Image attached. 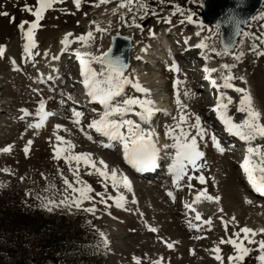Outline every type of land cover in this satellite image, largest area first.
Segmentation results:
<instances>
[{
	"label": "rangeland",
	"instance_id": "1",
	"mask_svg": "<svg viewBox=\"0 0 264 264\" xmlns=\"http://www.w3.org/2000/svg\"><path fill=\"white\" fill-rule=\"evenodd\" d=\"M29 1H31L29 7L34 9L35 0ZM202 1L140 0L141 3L147 5V14L141 15L144 10L137 9L136 0L133 2L132 13L127 12V6L119 7L122 0H107L106 3L102 0H80L79 8L76 7L73 0H60L54 4L52 9L45 11L44 18L40 21L42 27L35 31L36 42L41 44L34 52L36 55L32 58L35 59L25 58L23 61L20 47L21 32L17 25L22 19L31 15L28 11L22 10L24 5L29 3L28 1L23 3L20 0H0V11H7L15 17V20L10 23L8 17L0 16V44L5 46L3 55H0V101L7 103L3 104L0 109V148L12 145L9 152H0V206H5L7 214L10 215H23V213L24 215H44L56 220H60V216L66 215L71 227L85 219L86 226L77 234L85 241L93 240L94 245L86 251L84 262L77 261L78 264H137L133 257L139 258V264H152L153 261H160V264H221V261L215 259L214 249L216 247L220 248L219 254L223 264H261L257 259L260 251L256 243L249 244L247 239H243L245 234L242 232L239 237H233V233L239 232L240 228L249 227L256 231V235L252 237L254 241L264 239V232L258 231L264 229V199L245 190L238 165L240 159L238 160L233 150L230 151L227 146L226 153L214 150L215 152L209 151L206 155L204 152V156L199 158L201 161L197 167L193 169L192 166L191 168V174L204 176V180L206 179L204 183H200L196 177L192 178L189 183L186 178L184 179L187 180L186 187H178L172 183V177L168 173L167 168L175 149L172 147L173 136H170L171 134L166 136V133L170 128L174 130L175 135L178 136L180 133L177 123H179L181 110L177 106V99L182 105L187 106L183 111L189 115L190 123L194 122V117L191 114L199 115L202 126L210 130V134L217 132L212 127L215 123H209L211 121L207 120L205 113V107H208L210 103V100L207 103L205 100L207 101L208 95L210 96V93H214V91L208 89L205 84L206 80L204 82V78L202 79L204 73L200 68V60L203 61V55L196 49L190 51L191 55L185 54L186 56L176 57L180 64L177 73L171 67L172 62L168 66L161 64L162 75L167 80L169 94L167 103L171 109L168 113L159 116L153 127L159 130L168 143L171 157L169 160V155H164L165 159H161L162 168L158 178L142 179L131 173L137 182L134 181V187L130 191L125 189L122 184L114 189L110 180L107 181L106 195L113 199H109L107 205L97 203L98 210L95 215L75 209L69 212L63 208H55L49 212L46 208L41 207V200L37 198L39 195L59 201L65 195H71L70 189L67 193L65 192L67 185L63 183L64 178H67L70 183H74L73 171L70 170L69 163L65 161V155L81 152L91 153L92 159L97 163L103 160L109 171L117 169L118 174L123 173L124 176H129L119 159L120 155L117 150L105 148L92 129H88V132L91 130V140L83 136L81 128L86 130L83 126L90 123L92 117L83 116L81 120L83 126L81 128L74 126V123L71 124L68 120L67 115L70 112H64L67 108L62 106L61 110L57 102L59 98L62 99L60 94L63 92H54L57 88L56 85L43 87V90L38 87L40 73H46L50 69V65L47 64L48 60L42 57L44 48L51 46L52 53H55L60 41L63 40L64 32L67 30L85 31L87 22L98 18L105 8L104 4L111 9L110 14L108 13L109 16L113 9L117 11L113 25L107 29L106 35H109H105L109 43L111 32L132 33L130 27L133 26V15H135L136 24L141 26V36H138V30L133 33L136 36V42L140 39L141 42L151 43L150 41L156 39V35L162 29H167L168 37L171 35L169 39L173 40L183 39L184 35L196 33L198 30L196 23L185 20L181 11L185 14L191 12L193 20L202 24L199 30H203L205 35L213 39L219 36V30H216V25L200 20ZM87 13H91V16L84 20L83 16ZM121 13L124 14L123 19H121ZM165 18L169 22L166 23ZM150 29L155 35L149 34ZM243 33L248 34L241 36L247 45L243 49L242 58L235 61L233 68L245 77L247 75L246 78L249 79L253 88V95L257 103L256 110L261 113V123H264V6ZM240 48L237 45L236 55L241 51ZM258 52L261 54L257 55ZM214 58L215 62L221 61L218 56ZM13 59L16 60L19 70L13 67ZM230 62L234 61L230 60ZM137 63L134 62L135 68L138 67ZM189 64L195 65L196 71L186 70L185 68ZM139 66L137 69L141 74H152L153 69L148 64L147 67L144 64ZM141 68L143 69L141 70ZM177 81L179 82L177 83ZM234 83L240 84L237 80ZM33 89L37 91L34 92ZM130 96L144 98L142 93L137 92L131 84H128V97ZM41 99L50 101V108L54 113L57 112L55 121L64 126L63 129L57 128L51 122L47 124L48 126L44 125L42 130L36 134L33 127H28L29 121L34 116L25 117L21 109H28L29 113L33 114ZM235 111L233 110L234 116L238 115ZM58 112L61 116L58 115ZM173 117H176L175 121ZM195 134L196 130L191 129L189 135ZM57 135L64 137V140L57 141ZM206 139L210 148L212 145L210 137L207 136ZM28 140H31L32 144L29 146L26 157L23 148ZM197 141L199 146L207 145L205 139L201 141L198 138ZM69 142L72 145L71 148H69ZM257 144L264 148V138L257 140ZM57 148L61 150L59 158L55 157L54 150ZM236 154L238 155V151ZM71 167L76 168L75 161L71 162ZM5 168L10 171H3ZM190 172L188 170V173ZM79 173L80 178L93 189L92 195H95L96 192H105L104 183H102L104 178L94 170L89 171L86 166L81 164ZM189 184L192 185L191 188L188 187ZM165 189L175 192V199H169ZM201 190H206L209 195L220 198L216 202L218 209H222V212L218 213L215 208H200L202 221H194L193 218L186 219L181 215L183 204L190 202L193 194ZM26 192L29 195L26 196ZM120 195H123L125 200L123 208L116 207L114 202V199ZM247 197L248 199L250 197L254 204L248 205L245 201ZM96 199L99 200V197ZM89 205L90 202H84L85 207ZM0 211H3L2 207ZM204 211L206 213L202 214ZM0 215L3 214L0 213ZM190 215L194 216L193 213ZM209 218L210 224H205L204 221ZM222 219L228 221L227 230H225ZM89 221L90 223H88ZM190 223L199 224L200 228L194 230L195 227H190ZM151 228H156L157 231L153 232ZM100 232L105 234L104 238L100 237ZM248 235L251 237V234ZM229 237L237 239L238 242H242L245 247L250 249L243 261L235 260L236 251L231 244L221 243V240H227ZM105 239L107 244L104 243ZM167 243H172L173 247L168 248ZM97 245H99L98 249ZM229 256L233 257L231 262L228 260ZM0 262L6 263L3 253H0Z\"/></svg>",
	"mask_w": 264,
	"mask_h": 264
},
{
	"label": "snow or ice",
	"instance_id": "2",
	"mask_svg": "<svg viewBox=\"0 0 264 264\" xmlns=\"http://www.w3.org/2000/svg\"><path fill=\"white\" fill-rule=\"evenodd\" d=\"M59 2V0H36V6L33 9L29 7L27 4L24 5L22 10L28 11L34 19L31 21L22 20L17 25L18 28L24 35L25 43H24V54L28 59H31L35 53L32 51L36 48V41L34 39L35 31L42 27L40 21L44 18L45 11L48 9H52L54 4ZM102 2H107V0H102ZM133 2L134 0H122L119 7L124 8L127 6L128 11H133ZM73 3L77 8L80 6V0H73ZM136 7L138 10H144L141 12V15L147 14V5L141 3L140 0H136ZM116 9H113L115 12ZM155 14V13H153ZM123 13H121V19H123ZM181 15L184 16V19L190 23H197V21L193 20V14L188 12L185 14L181 11ZM0 16H6L9 18V22H13L15 17L12 16L7 11H0ZM165 22H169L167 18H165ZM230 23L235 28V36L238 37L241 35L240 32V24L245 23L239 19L238 15L234 10H229V13L221 20L217 22L216 30L218 31L221 28L222 23ZM93 23H96L93 21ZM25 25L27 27L25 28ZM132 25L140 28L139 24H136L135 15L132 17ZM131 26V25H130ZM97 30L100 32H104L105 29L101 28L99 24H97ZM211 31V29H210ZM150 35H155L149 30ZM215 35V32L213 33ZM71 33H66L64 35L61 43L64 45V48L61 49L66 50L67 47L75 41L88 42L92 36L93 32L89 31L87 34H82L74 37L73 39H69ZM197 36L200 35L199 32L196 33ZM243 35H248L247 33H243ZM187 43V39L185 40ZM223 45L224 52L230 53L237 46L236 40H231L229 42L221 41ZM195 47L201 49H207L208 45L201 41L196 44ZM5 50V46L0 44V55H3ZM215 51V49H212ZM48 53L45 52V55ZM203 54V53H202ZM261 53H257L259 55ZM75 57L79 60L80 64V75L83 77L82 83L87 90L88 96L91 100L98 102L103 106V111L98 113V118H94L90 123L87 124L88 129H94L97 133L102 134L107 137L109 142L116 140L123 144L124 146V159L128 164L132 165L138 171H144L146 169H150L156 165V159L159 153V149L154 143L152 137L155 135L153 130L145 129L137 123L136 120L130 118L129 114H134L139 117L140 121L148 122L151 118V115L154 111L153 107H151L152 102L149 99H145L142 97H127L116 99L117 97H121L124 86L126 84H131V86L136 89L137 92L147 94L149 89L142 87L139 82H134L130 80L127 76L124 75V70L127 68V64L121 56H113L112 49L109 48L106 52H101L99 55H93L87 51H80L79 49L75 50ZM238 58V56H237ZM53 60L59 59L58 56L53 55ZM207 59V57H205ZM98 62L100 65V70L97 71L95 68L91 66L92 62ZM13 67L16 70H19L16 66V62L12 61ZM172 69L175 71H179L178 67L173 63L171 65ZM232 65L223 64L221 66V80L222 84L217 83L216 79H210V83L215 87L218 92L217 102L215 105V111L217 113L218 118L222 121L225 126V130L239 140L245 142L247 145L246 155L243 158V161L240 163V168L245 173L248 183L252 186L253 190L264 195V148L260 144H253V142L257 139V137L264 138V123H261V113L257 111L253 106V100L247 89L243 87H235L231 80L233 79V75L231 72ZM223 70H228L225 75ZM205 73L216 72L215 68H204ZM205 79H209V77H205ZM243 79V77H240ZM179 81H177L178 83ZM175 87V83H174ZM221 89H233L237 93H241L242 95L239 97V106L237 111L240 113H245L246 115L239 122H235L233 118L228 115V106L232 104L233 97L228 95L226 91ZM33 91H37L33 89ZM61 104L64 103L63 100L60 101ZM177 106L180 108L181 112L179 115V123H177V127L180 129L179 135H173L174 144L172 147L175 148V154L172 158V163L169 166L170 171L172 172L174 179L173 183L180 185L178 182L185 175L186 165L191 164L193 168L197 167L196 161L204 156V152L198 150L197 140L203 141L205 136H209L212 145L215 149L223 153L225 148L222 147L220 141L218 140L215 134H210L206 127L201 124V117L199 115L191 114L194 117V122H189V115L184 113L183 109L186 108V105H182L177 99ZM139 110H136V109ZM74 116V123L79 126L80 125V117L84 115L83 112L76 110L73 108L72 110ZM93 112H97L95 108L92 109ZM21 112L24 116L27 115H35L39 117V122L29 123L28 127H35L39 129L41 125L44 123V118L49 116L50 113L45 111V101L41 99L38 102V108L34 114L28 112L27 109H21ZM23 118V117H22ZM173 120H176V117H173ZM57 128L62 127L61 125H56ZM195 129V135H189L190 130ZM81 131L84 132V135L91 140L92 136L81 128ZM169 131H172L169 129ZM57 141H63L64 137L57 135ZM32 144L31 140H28L27 144H25L23 151L25 156L29 152V146ZM105 147H110L111 144L104 145ZM72 145L69 142V148ZM163 147L167 148L168 145L165 144ZM12 145L5 146L0 148V152L7 153L11 150ZM55 157L59 158L61 156V150L59 148L54 150ZM64 159L70 165V170L73 171L74 183H70L67 178H64L63 183L67 185L65 192L70 189L71 195H65L63 199L59 201L53 199H47L46 197H40L37 195V198L41 200V207L46 208L47 211L51 212L55 208H63L69 212L73 209L82 210L85 213L95 215L97 212L96 204H105L107 205V201L109 199H113L110 196L106 195L107 192V181L110 180L112 188L116 189L121 184L127 190H131V182L129 179L123 175V173L118 174L117 169L108 170L107 165L103 160H100L98 163L94 161L91 157V153H77L74 155H65ZM76 162V168L73 169L71 167V162ZM83 164L86 166L87 170H94L100 177H103L102 183H104L105 192H96L95 195H92L93 189L80 178L79 167ZM99 164V166H98ZM5 172H9L10 169H3ZM23 179V177H21ZM200 183H204V176L201 174L197 177ZM191 180V177H189ZM79 185V186H75ZM189 188L192 187L191 184L188 185ZM204 194L203 190L201 193L197 194L196 201H199L201 195ZM25 195H29L28 192ZM170 197H173V193L171 191L168 192ZM99 197V200L96 198ZM204 198L208 201H218L220 198L218 196L212 195H204ZM175 199V197H173ZM90 202L89 206H84V202ZM115 206L118 208H123L125 204V200L123 195L114 199ZM251 203V201H247ZM186 208L192 209V204H186ZM106 210V209H105ZM219 211L222 212V209ZM110 214V213H109ZM196 219L200 220V214L196 213ZM225 224V230H227L228 221H223ZM90 223V221L88 222ZM206 224H210V218L207 221H204ZM190 227L200 228L199 224H191ZM99 231V230H97ZM151 231L156 232V228H151ZM258 231L264 232V229H259ZM240 232L244 233L245 236L243 239H247L249 244L256 243L258 245L260 255L257 259L264 264V239L259 241H254L252 237L256 235V231L249 227L240 228L239 232H234L233 237H239ZM251 234V237L248 235ZM100 237L104 238V233H99ZM199 239L200 237H196ZM104 243L107 244L106 239ZM221 243L231 244L236 251L235 260L237 262L243 261L244 257L249 253L250 249L245 247L242 242H238L237 239L229 237L227 240H221ZM168 248H172V243H167ZM99 245H97V249ZM216 255L215 259L217 261H221L223 264L222 257L219 254L220 248L216 247L214 249ZM134 260L139 264V258L133 257ZM228 260L231 262L233 257L229 256ZM152 264H160V261H153Z\"/></svg>",
	"mask_w": 264,
	"mask_h": 264
},
{
	"label": "bare ground",
	"instance_id": "3",
	"mask_svg": "<svg viewBox=\"0 0 264 264\" xmlns=\"http://www.w3.org/2000/svg\"><path fill=\"white\" fill-rule=\"evenodd\" d=\"M20 1H23V3H27V1H28V3L29 2L31 3V1H29V0H20ZM30 3L28 4V6L30 5ZM35 4H36V0H35ZM104 7L105 8H103V10L99 14L98 18L96 20H94L96 23H93V21L92 22L91 21L87 22V29L85 31L75 32V31H68L67 30L63 34V38H64V35L66 33H71L72 35L69 37V39H73L76 36H79V35H82V34H87L89 31H92L93 32V36L88 42H82V41L73 40V43L70 44L67 47L66 50L62 51L61 49L64 48V45L61 43V41H62L61 40L60 43H59L58 49H56L55 53H52L53 48H51V46H49L47 48H44V51L42 52V57L44 59L48 60L47 64L50 65V69L46 73H42V72H41L42 74L40 73V77L38 79V87L40 89H43L44 86L42 85V83L39 82V80H45V79H47L48 81L53 80L56 83V85H58V87H59L60 83H62L63 80H65L67 76L68 77L74 76V74H73L74 71H70L68 73V75L65 72H62V69H63L61 67L62 63L70 64V65H74L75 64L77 66V68L79 69L78 73H80L79 60H77L76 57H75V50L76 49H79L82 52H84V51L90 52L93 55H99L101 52H105V50H106V48L108 47V44H109L108 38L106 37L109 34L106 35V32H107V29H109L113 25L112 23L114 22V18L116 17V14H117L116 12L117 11H115V12L112 11L111 12V16H109L108 13H109V11H111V9L106 7L105 4H104ZM133 8H134V6H133ZM127 12H129L128 9H127ZM130 13H132V12H130ZM89 16H91V13L85 14L83 16V19L86 20L87 18H89ZM32 19H34V17L32 15H30L29 17H26V18H24L22 20L31 21ZM97 24H99V26L101 28H104L105 31L104 32L98 31L97 30ZM201 25L202 24L200 22L196 23V26L198 28L197 32H199L200 35L197 36L196 35L197 32L193 33L191 35H184L183 39H182V42L184 43L185 40L187 39V43L184 44L183 46L180 45L178 48H175V47L172 48L171 47V45H170L171 41H170V39L168 37L169 33L167 32V29H162L156 35V39H153L152 41H150L151 43H149V42L148 43L141 42L140 39L137 42L135 41V43H134V48H133V51H132V60H133V62L131 61L132 62L131 66L128 69V71L125 73V76H127L130 80H132L134 82H139L142 87H145V88L149 89V92L147 94H143V93L142 94L144 95L145 99H149L152 102L151 107H153V109H154L153 112L156 113L157 115L152 118V123L149 126H147V127L141 125V121H140L139 117H137V116H135L134 114H131V113L129 114V116H130V118L136 120L137 123H139L142 128L154 131L155 135L152 137V139H153L154 143L156 144L157 148L159 149V153H158V156H157L158 159L159 158H163L164 155H169V160H170V157H171V155L169 154L170 153L169 147H167V148L163 147V145H165V144L168 145V143L164 140V138H163L162 134L159 132V130H157L156 128L153 127V124L159 118V116H162L163 113H168L169 110L171 109V108H169V103H167L168 100H169V96H168L169 94H168V91H167L168 90V88H167V80L162 75V70H163L162 67H161L162 63L164 65L168 66L170 64V62H172L179 69L180 68V64H179V62H178V60L176 58L178 55H180L179 57H181L182 55L190 54V51H192L193 49L198 50L201 54L203 53L202 54L203 55L202 59L204 61V64H201V65L198 64V63L197 64L200 65L201 69H203L202 72L204 74H203L202 79L204 78L203 79L204 82L206 80V83H205L206 87L208 89L213 90L215 92V95H212V100L210 99V103H209L208 107H205V113H206V116H207V120L211 121L209 123L218 122V120H219V118L217 116V113L215 111V105H216V102H217L218 92L215 89V87L210 83V79H216L217 83L222 84V80H221L222 69H221V66L223 64L232 65L231 72H232V75H233V79L231 80V83H233L235 87H243V88L247 89L248 92L250 93L251 97H252L254 108L255 109L257 108V103L255 102V98H254V95H253V88L251 87V85H250V83L248 81L249 79L246 78L247 75L245 77V75L238 73V71H236L233 68L235 61H238V60H240L242 58L243 49L247 45V42L244 41V39H241V37H240L239 40H238V44H237V45H239L241 47L240 48L241 51L239 52V54L238 55L235 54V50H236L237 46L232 50V52L226 54L224 52V50H223L222 45L220 44L219 36H216L213 39H211L210 37H208L207 35H205L203 33V30L202 31L199 30V27ZM26 27H27V25H25V28ZM130 30H131L132 33H134L135 30H138L139 31L138 36H141L140 28L135 27V25L131 26ZM19 31L21 32L20 29H19ZM20 35H21L20 47H21V51H22L21 55L23 57L22 60L25 61V58H27L25 56V54H24V47H23L24 43H25V39H24V35H23L22 32L20 33ZM104 36L106 37V39H105ZM34 39H35V37H34ZM150 39H152V38H150ZM35 41H36V39H35ZM201 41H204L208 45L207 49H201V48L195 47V45L200 43ZM40 45H41L40 43L36 42V48L33 49L32 51L35 52V50L37 48H39ZM212 49H215V51H213ZM176 50L178 52H176ZM45 52H47L48 54L45 55ZM175 53H176V55H175ZM35 55H36V53H35ZM53 55L58 56L59 59H56V60L52 59L51 60V57ZM215 56H218V58H221L220 59L221 61L220 62H215V58H214ZM237 56H238V58H237ZM187 57L191 58L189 56H187ZM205 57H207V59H205ZM32 59H35V58H32ZM13 60H15V59H13ZM230 60H233L234 62H230ZM15 62H16V60H15ZM43 62H44V60H43ZM134 62H138L137 63L138 67H140L139 66L140 64H144L145 67H147V64H148L153 69L152 74L151 75H148L146 73L145 74H141L139 72V70L137 69L138 67L137 66H136L137 68L134 67ZM21 63H24V62H21ZM45 64H46V61H45ZM190 65L191 64L186 66L185 69L186 70L190 69V70L196 71V66L195 65H191L190 66ZM16 66H18L17 62H16ZM91 66L93 68H95L97 71L100 70V65H99L98 62L93 61ZM206 66L209 67V68H215L216 72L205 73L204 72V68ZM142 69L143 68H141V70ZM227 71L228 70H223L225 75L227 74ZM174 72L177 73V71H175V70H174ZM206 76L209 77V79H205ZM240 77H243V79H240ZM82 78L83 77L81 76V77L76 78V79H77V81H82ZM236 80L238 82H240V84L236 85L234 83ZM58 87H57V89H58ZM71 88H68L66 91H64L63 89L59 90L58 92L62 91L63 94H60L62 99L59 98V100L57 101L58 105H60L59 106L60 109H61V106L64 107V108H67V110L69 109V111H67V110L65 111L64 110V112H70L67 115L69 123H71V124L74 123V119L75 118H74L73 113L71 111L73 108H75L78 111L83 112L84 113V115H83L84 117L87 115L88 117H92L93 119L94 118H98V113L102 112L103 108H98L96 106V104H98V102L91 100V98L87 94V90L85 89L84 85H83V88L78 86V85L76 87H74L73 89H76V91H74V93H73V90L71 91ZM221 90L226 91L228 95L233 97L232 104H230L228 106V115H230L235 122H239L246 115L245 113H240V112L237 111V108L239 106V97L242 94L235 92L233 89H221ZM127 97H128V84H126L124 86V90H123L122 96L121 97H117L116 99L127 98ZM43 100L45 101V111L49 112L50 115L44 118V123L41 125V127L39 129H36L35 127H33L34 128L33 131L36 134L39 133L40 130H42V127L44 125H47V124H49L51 122L54 123L55 126L58 125V123H56L57 121H55L56 117H57V112L54 113L52 111V108H50L51 107L50 106L51 103H50L49 100H46V99H43ZM61 100L64 101L63 104L60 103ZM3 104H7V103L6 102L3 103V102L0 101V109H1ZM37 108H38V105L36 106V109ZM93 108L99 109V111L93 112L92 111ZM36 109H35V112H36ZM233 110H236L238 115L234 116L233 115ZM59 112H61V111H59ZM59 112H58V115H60ZM210 113H211V115H210ZM152 115H153V113H152ZM33 116L34 117L31 118L32 120L30 119L31 121H29V120L28 121L30 123L39 122V117L35 116V115H33ZM83 116L80 117V125L78 126L79 128H81L83 126V123L81 121L83 119ZM25 117H28V115L25 116ZM204 123L205 124H209V123H206V122H204ZM74 126H77V125L74 123ZM63 127L64 126H62L60 128L63 129ZM83 127H85V129H86L85 131L88 132L87 125H84ZM168 128H170V127H168ZM170 129L172 131H169V129H168V132L166 133V136L168 134L169 135L171 134L170 136L174 135V130L172 128H170ZM92 132H94L96 134L94 129H92ZM208 132L210 133L211 131L208 130ZM88 133L90 134L91 130ZM214 133L216 134V136H217L218 140L220 141L222 147L225 148V151L223 153H226V151H228V149L226 148L227 147V143L220 140V139H223V137H221V136H222V134L224 135V133L221 132V131L220 132L217 131V132H214ZM82 134H83V136H85L84 132ZM97 137H100V135H97ZM206 137L207 136L204 137L205 142L207 143L206 146H199V142L198 141H197V144H198V150L206 152V155H207V152L214 151L216 149H215V147L213 145H211V147L209 148ZM259 138L257 137V139L253 142V144H257V140H259ZM114 141L115 140H113V142L111 141L113 143L112 145L114 147H117V149L119 151L118 153L121 155L120 157L119 156L118 157L122 161L123 166H125V170L127 169L126 173L129 176H126V177L131 182V188H132V187H134L133 186L134 185L133 184L134 181L137 182V180H134V177L131 174L132 169H130L128 166L126 167V165H125L126 163H125V159H124V146H123L122 143L117 145L116 143H114ZM111 142H109L108 138L106 137V143H104V145H106L107 143L109 144ZM210 144H212V143H210ZM236 146H238V148H239L237 150L238 151V156L240 157L238 165H239V169L241 171L240 172V177H242L243 185L245 187V190L248 193H252V192L254 193L253 189L249 188L250 184L248 183L247 177H246L245 173L243 172V170L240 168V163L243 161V158L246 155L247 145L245 144V142H242V143H240L239 145H236ZM106 148H108V147H106ZM173 149H175V148L173 147ZM172 153H173V151H172ZM174 154H175V152H174ZM224 155H226V154H224ZM172 156H174V155L172 154ZM172 158L170 160L171 161L170 165L172 163ZM200 161H201V159L197 160L196 164H198ZM170 165H168V168H167L168 171H169L168 173L174 179V176H173V174H172V172L170 171V168H169ZM191 168H192L191 164L186 165L185 175L178 182V184L180 185L179 187H186L187 180L185 181L184 179L188 178V181L190 183L189 177H191V179H192L194 177L197 178L200 175V174L199 175L191 174L192 173ZM188 170H189V172L190 171L191 172L188 173ZM158 174H159V172L156 173V174H152V175L150 174L149 176H152V178H156V177H158ZM204 181H206V179ZM172 183H173V181H172ZM176 185L177 184H175V186ZM180 190H182V189H180ZM180 190H178V191H180ZM164 191L167 194V196L169 197V199L173 200V197H175V192L171 191L173 193V197H170L168 195V192L170 190L165 189ZM199 193H201V191H197L195 194H193V197L191 198L190 202L189 201L187 202V204H192V209L186 208L185 207L186 203L183 204L184 206L182 208L181 215L185 216L186 219L187 218H193L194 221H198V222L202 221L201 220L202 215H201V212H199L200 208H213V209L215 208L216 211H218V213L221 212V211H219L220 209H218V206H217V202L218 201L217 202L216 201H208L207 199L204 198L205 194L209 195L206 190H203L204 194L201 195L200 200L196 201V196ZM257 196H259V195H257ZM246 200L247 201H251V203L246 202L248 205L254 204V202L252 201V199H250V197H249V199L247 197L245 199V201ZM260 204H262V203H260ZM191 213H193L194 216H191L190 215ZM196 213L200 214V220L196 219ZM203 213H206V211L202 212V214ZM193 229L196 230L197 228H193Z\"/></svg>",
	"mask_w": 264,
	"mask_h": 264
},
{
	"label": "trees",
	"instance_id": "4",
	"mask_svg": "<svg viewBox=\"0 0 264 264\" xmlns=\"http://www.w3.org/2000/svg\"><path fill=\"white\" fill-rule=\"evenodd\" d=\"M1 207L0 253L6 263L0 264H78L94 245L93 240L85 241L77 234L86 226L85 219L71 227L66 215L60 220L44 215H10L5 206Z\"/></svg>",
	"mask_w": 264,
	"mask_h": 264
},
{
	"label": "water",
	"instance_id": "5",
	"mask_svg": "<svg viewBox=\"0 0 264 264\" xmlns=\"http://www.w3.org/2000/svg\"><path fill=\"white\" fill-rule=\"evenodd\" d=\"M263 4L264 0H203L200 18L207 23L217 25V22L221 21L229 13V10H234L239 19L245 22L241 23L239 26L240 32L242 33L243 29L252 20ZM235 32L236 30L232 24L226 22L222 23L219 34L220 43L222 40L229 42L234 39L238 42L240 36L236 37ZM134 41L135 35L133 33H122L118 31L111 34L108 49L111 48L112 55L121 56L128 65L124 70V74L131 63Z\"/></svg>",
	"mask_w": 264,
	"mask_h": 264
}]
</instances>
